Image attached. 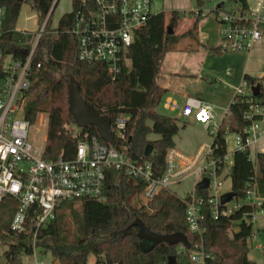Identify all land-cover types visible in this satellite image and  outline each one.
I'll return each instance as SVG.
<instances>
[{
    "label": "trees",
    "instance_id": "16d2710c",
    "mask_svg": "<svg viewBox=\"0 0 264 264\" xmlns=\"http://www.w3.org/2000/svg\"><path fill=\"white\" fill-rule=\"evenodd\" d=\"M240 7H248L247 0H235ZM56 0H0L6 8L3 47L10 53L17 47L21 33L16 24L23 4H29L37 11L40 25L46 20L45 33L41 36L35 51L34 62L41 67L33 72L32 86L28 95V110L31 119L38 112L48 115L44 157L55 160L62 156L73 158L80 139L98 135L94 125L75 131V120L69 111L68 92L71 79L80 85L83 99L100 113L111 119L120 112L130 116L127 122V143L130 156L139 160H150L157 173L163 172L167 150L175 147V135L179 132L178 118L161 113L167 89L160 85L159 75L167 52L177 41L174 33L166 27V13L152 14L147 24L134 34L120 69L114 74L104 62H85L78 58L77 42L69 30L74 14L81 0H72V10L62 15L56 28H52L51 16ZM182 13L172 11L169 25L177 26ZM196 21L193 29H196ZM244 80L257 83L248 73ZM264 80V76L260 77ZM259 96L234 95L229 113L222 119L211 142L216 156L227 153V132H238L247 126L244 113L253 101L264 102V84ZM185 124H183L184 126ZM103 141V140H102ZM117 143L116 141L114 142ZM148 144L153 145L150 156L144 155ZM231 190L236 199L245 200L247 192L255 188L264 198V153L256 154L255 160L249 150L236 149L230 169ZM143 185L134 177L122 171L110 169L105 183V199H74L60 203L56 216L38 232V244L44 252H51L59 264H87L90 255L95 264H190L188 252H179L181 244L161 242L151 247L143 246L139 236L141 221L150 231L157 234L184 233L192 247L200 243L198 235L190 231L186 219V198H181L169 189H162L149 202L142 197ZM198 194L205 193L197 189ZM17 202L8 196L0 202V243L7 244L4 252L7 264H14L19 253L31 251L33 226L28 225L26 233L13 237L10 223ZM206 214L203 224L207 227L203 245L215 255L214 264H256L249 258V237L253 226L247 222L253 207L244 203L229 216L217 220L209 215V204L204 205ZM264 206V200H263ZM69 210L76 220L81 235L73 240L64 239L61 233L62 221L66 215L59 211ZM247 214V218L245 215ZM237 223V224H236ZM239 229L234 231V227ZM261 231H264L262 228ZM174 256V262H169Z\"/></svg>",
    "mask_w": 264,
    "mask_h": 264
},
{
    "label": "built area",
    "instance_id": "2783aa9c",
    "mask_svg": "<svg viewBox=\"0 0 264 264\" xmlns=\"http://www.w3.org/2000/svg\"><path fill=\"white\" fill-rule=\"evenodd\" d=\"M216 1L223 4L226 0ZM154 2L81 0L69 30L77 42L79 60L104 62L109 65L115 78L135 32L144 27L155 13L152 11ZM216 11H220V8L216 7ZM6 13L5 6L0 5V202L8 196L17 202L10 223L13 237L18 238L26 233L29 224L33 226L31 251L26 252L24 249L19 256H33L36 263L40 264L38 255L42 248L38 244L39 230L55 218L56 210L63 201L85 198L104 200L106 177L110 169L122 171L139 180L143 185L142 197L145 203L151 201L162 189L172 190L171 186L192 178V190L181 198L187 197L186 219L190 231L198 235L200 243L194 247L191 245V248L181 244L178 250H189L190 264H214L215 260V255L202 243L207 230L203 224L206 217L205 204H209V215L215 220L231 215L244 203L250 204L254 208L251 217L245 215L247 222L253 226L249 239L255 240L261 234L264 227H258L256 214L259 211L264 216V198L256 193L255 188L247 192L245 200L236 199L232 204V198L226 203L221 202V196L228 192L223 190V186L232 167L230 154L216 156L212 144L202 146L194 154L171 147L166 153L163 172L157 173L150 160L130 156L127 143V122L130 116L127 113L120 112L111 119L114 134L112 143L92 135L77 142L73 158L60 156L55 160H47L44 157L45 147L41 148L31 141L30 132L38 120V126L47 127L48 115L38 112L35 119H31L28 110L33 72L41 67L40 62H34L35 51L45 33L47 20L37 32L32 47H25V42L19 41L16 49L8 53L2 44ZM219 22L222 46L225 49L231 52H250L264 40V0H258L253 7H239L238 13L220 12ZM11 56L14 59L9 61L8 57ZM256 84L248 86V81L244 80V86L237 87L235 95H252V87ZM163 107L169 111L179 110V116L193 117L211 131L212 140L219 129L221 122L217 121L216 107L201 97L188 95L182 105L174 99L166 98ZM228 113L229 108L225 115ZM244 118L248 124L235 133L236 149L250 152L252 145L264 134V102H251ZM204 178L208 179V186L201 189L205 193L198 194V183ZM238 229L239 225H236L234 231ZM256 246L264 249V244Z\"/></svg>",
    "mask_w": 264,
    "mask_h": 264
},
{
    "label": "rangeland",
    "instance_id": "374dc122",
    "mask_svg": "<svg viewBox=\"0 0 264 264\" xmlns=\"http://www.w3.org/2000/svg\"><path fill=\"white\" fill-rule=\"evenodd\" d=\"M158 2H154L152 11L159 10L157 7ZM216 0H206V4L202 7L204 10V16L201 17V21H204L203 25L199 26V30L193 35H188L182 39L176 41V47L181 50L168 53L164 63L162 64V75L170 70L173 73L171 77V87L173 91L178 92L179 95L188 94L191 96H199L211 105L216 107L217 121L221 122L225 115V111L229 108L231 101L236 94V88L244 86V74L247 72L250 76L256 79V82L260 81V77L264 76V42L257 44L253 52L249 54V51L231 52L225 49L222 45V36L220 33V12L233 14L238 13L240 3L235 0H226L220 11H216ZM72 10V0H56V5L52 11L51 27L56 28L59 24V20L65 13ZM202 15V14H200ZM191 13L185 14L183 25L186 24L189 19H192ZM178 26L172 27L169 25V20L166 19V27H172L173 33L178 34ZM186 26V25H185ZM16 28L21 33L20 41L25 42V47H32L37 39V32L40 31L41 25L37 11L33 9L29 4H23L21 13L19 15ZM221 44V51L216 50L213 46ZM249 56L251 57L249 59ZM14 58L8 57L9 61ZM163 82V80H162ZM248 86H251L248 81ZM247 89L249 87H246ZM246 89V91H247ZM180 105H182V98L178 97ZM29 103V100H28ZM158 110L161 113L168 114L173 117L178 116L177 111H167L163 107V103L158 106ZM46 114V113H45ZM178 122L182 126L177 133L175 140L177 147L182 152L187 154L196 153L202 144L210 145L212 142L211 131L204 128L200 123H196L193 117L187 118L178 116ZM40 120H38L37 123ZM35 124L31 128L30 140L38 144L41 148L45 147L47 127L38 126ZM183 124H185L183 126ZM76 132L79 131V127L75 125ZM227 149L230 154L236 148L235 133L227 132ZM262 152V150H260ZM232 157V156H231ZM230 157V160H231ZM193 182L192 178H186L181 183L171 186V189L180 197H183L192 190ZM171 190V191H172ZM224 191L231 190V178L228 176L225 179ZM172 191V192H173ZM139 197H142L141 195ZM143 198V197H142ZM236 198L232 199L230 203H234ZM66 215L62 221L61 233L64 239L73 240L81 235L80 229L76 220L70 215L69 210L64 209L59 211V215ZM257 224L258 227H264V216L261 212H257ZM255 240L248 241L249 251L248 256L250 259L256 262V264H264V249L257 248V244H264V231L260 232ZM8 249L7 244L0 243V264H7L4 252ZM94 257L90 255L87 264H95ZM38 262L40 264H59L58 260H55L52 253L42 252L39 250ZM14 264H37L36 259L33 256L23 254L18 257V260Z\"/></svg>",
    "mask_w": 264,
    "mask_h": 264
},
{
    "label": "water",
    "instance_id": "95a60500",
    "mask_svg": "<svg viewBox=\"0 0 264 264\" xmlns=\"http://www.w3.org/2000/svg\"><path fill=\"white\" fill-rule=\"evenodd\" d=\"M56 3V2H55ZM198 7L202 6V1L197 0ZM55 6V4H54ZM222 3L218 4L217 7H221ZM169 33H173L172 27L168 28ZM261 84L257 83L252 87V95L259 96L261 94ZM68 103L69 111L72 114L76 126L79 128H85L90 125H94L99 133V136L102 140L107 143H112L114 140V134L111 129V118L107 114L100 113L93 105L87 103L81 93L80 85L78 81L74 78L71 79V86L68 92ZM153 151V145L148 144L144 150L145 156H150ZM208 186V179L204 178L198 183V188L203 189ZM236 197V193L233 190H229L221 196V202L226 203L232 198ZM136 224L141 226L139 231V236L144 240L143 246L148 244L154 246L155 244L161 242H167L170 244H183L187 248H191V243L188 240V237L181 232H176L172 234H157L150 231L146 228L141 221H136ZM175 257L171 256L169 262H174Z\"/></svg>",
    "mask_w": 264,
    "mask_h": 264
},
{
    "label": "crops",
    "instance_id": "0c3cea01",
    "mask_svg": "<svg viewBox=\"0 0 264 264\" xmlns=\"http://www.w3.org/2000/svg\"><path fill=\"white\" fill-rule=\"evenodd\" d=\"M200 1H202V6L201 7H198L197 0H155V2H158L157 7L159 8V10H157L155 13H157L159 11H164L166 13V19H168V20H169V17H170V14H171L172 11H178V12L182 13V17L179 20V26H178V29H177L178 30V34H175L176 37H177V41H178L179 39H182V38H184V37H186L188 35H192V34L194 35L199 30V26L203 25L205 19L203 21H201L200 19L205 14L204 10L202 9V7L206 4V0H200ZM257 1L258 0H247V4H248L249 7H253L256 4ZM187 12L191 13L192 19H189V21H187L186 24L183 25L182 22L185 19V14ZM20 13H21V11H20ZM200 14H202V15H200ZM196 21L198 22L197 28L193 29L194 24H195ZM263 42H264V40H263ZM175 43L173 44V47L167 52L166 57H167L168 53H170V52H175L177 50H181L180 48L176 47ZM220 47H221V44L213 46V48H215L218 51L222 50ZM255 48H257V47H254L249 52V54H251ZM166 57H165V59H166ZM250 58L251 57L249 56V59ZM262 58L264 60V57H261V59ZM165 59H164V61H165ZM169 72H170V74L173 73L172 71L168 70L165 73V75L164 74L162 75L161 70H160L159 83H160L161 86H163L164 88H166L168 90L166 95L163 98L162 103L165 101L166 98L174 99L175 101L180 103V100H179L178 97L182 98L181 100H182V103H183L184 100H185V97L188 96V94H183L181 96V95L178 94V92L173 91V89L171 87L172 80H171V77L168 75ZM245 73H247V72H245ZM162 80H163V82H162ZM196 123H199V122H196ZM176 135H175V137H176ZM175 137H174V140H175ZM226 142H227V139H226ZM204 145L205 144H202L200 146V148L202 146H204ZM175 147L178 150H180L179 147H177L176 140H175ZM235 150H236V148L233 150L232 154H230L228 152V149H227V153L230 154V157L232 156L231 157L232 164H233V153H234ZM260 150H262V153H264V134H262L260 139L258 140V142L256 144H253L252 147L250 148V157L253 160H255L256 154L261 152ZM94 262H95V259H94ZM58 263H59V261H58Z\"/></svg>",
    "mask_w": 264,
    "mask_h": 264
}]
</instances>
